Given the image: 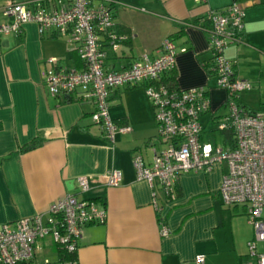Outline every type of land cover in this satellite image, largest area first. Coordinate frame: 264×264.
<instances>
[{
	"label": "crops",
	"instance_id": "crops-1",
	"mask_svg": "<svg viewBox=\"0 0 264 264\" xmlns=\"http://www.w3.org/2000/svg\"><path fill=\"white\" fill-rule=\"evenodd\" d=\"M36 1L41 0H0V25L13 21L2 12L8 3L31 7ZM100 1L112 9L116 30L127 34L116 52L107 51L106 67L120 69L143 53L154 56L161 41L171 37L177 49L178 87H204L208 92L210 109L201 117L205 128L211 115L226 112V92L203 66L212 58L207 31L187 22L205 16L208 10L221 11L237 4L244 12L241 41L230 43L223 55L233 61L238 78L253 83L264 74V0L93 3ZM45 6L49 9L51 5ZM77 56L66 37L53 30L39 34L35 22L25 23L19 34L0 33V228L35 213L45 217L52 201L72 193L94 199L104 209L105 221L83 226L74 259L59 256L54 243L44 244L38 258L55 263L69 259L74 264H199L195 257L202 255L200 264H258L248 249L254 227L245 205H226L219 193L225 163L209 172L180 174L169 195L157 188V205L152 186L136 178L134 157L140 156L148 165L154 149L164 146L157 139L154 109L141 86H122L111 92L110 117L131 128L127 133L116 132L112 143L92 121L91 101L77 94L68 100L47 93L42 73L52 67L50 60L80 68ZM252 83L239 94V103L258 111L264 109V102ZM250 95L259 100L252 101ZM257 101L259 107H255ZM32 141L36 147L24 150ZM110 168L122 172L120 185L105 183L104 174ZM79 176L89 178L91 188L85 193L78 192ZM162 226L168 234H161ZM258 244L257 252H261Z\"/></svg>",
	"mask_w": 264,
	"mask_h": 264
},
{
	"label": "built area",
	"instance_id": "built-area-1",
	"mask_svg": "<svg viewBox=\"0 0 264 264\" xmlns=\"http://www.w3.org/2000/svg\"><path fill=\"white\" fill-rule=\"evenodd\" d=\"M205 3L207 0H195ZM46 4L51 5L47 9ZM3 14L11 16V23L0 25L2 34H19L27 22H35L39 34L53 30L74 46L82 62L80 68H69L51 59L52 67L45 70L44 85L52 96L77 94L91 101L94 110L91 119L98 124L109 142L116 132L131 131L128 124H118L109 115V98L118 87L141 86L150 101L157 122L158 140L165 146L154 149L147 165L140 156L133 159L136 178L152 186L153 203L157 205V188L166 195L173 193L180 174L209 172L225 163L219 193L226 205L243 204L254 236L248 242L257 263L264 264V251L257 252V243L264 242V109L249 111L239 103V94L251 88L247 79L238 78L233 61L225 58L224 49L234 41H241L244 12L235 3L223 10H208L210 23L208 50L212 54L207 74L226 92L223 115H213L217 131H233L234 145L221 135V140L208 139L201 117L210 109L208 92L204 87L171 88L162 77L175 66L176 46L170 37L164 38L154 56L141 54L125 67L109 69L107 51L116 52L127 39V34L115 28L112 9L93 0H41L28 4L8 3ZM209 71V72H208ZM108 186L122 182V172L110 168L104 174ZM154 187V188H153ZM91 188L89 178L79 176L77 189L85 193ZM157 208V206H156ZM105 221V211L90 198H78L68 193L52 201L46 216L35 213L0 228V264H74L73 260L50 261L38 258L44 244L54 243L62 252L71 254L77 249V239L84 225ZM161 234H168L166 226ZM203 263L202 255L195 257Z\"/></svg>",
	"mask_w": 264,
	"mask_h": 264
},
{
	"label": "trees",
	"instance_id": "trees-1",
	"mask_svg": "<svg viewBox=\"0 0 264 264\" xmlns=\"http://www.w3.org/2000/svg\"><path fill=\"white\" fill-rule=\"evenodd\" d=\"M202 22H205V25L202 24ZM191 25H195V26H198L199 28L205 30V31H208L209 27H210V23L207 21L206 19V16H201V17H198L192 21H189L187 22ZM209 23V24H208ZM181 28H183V26H181ZM178 33H176L175 35H178ZM171 38V37H170ZM172 39V38H171ZM78 57V56H77ZM209 62L208 63H203V66L208 69V66H209ZM209 72V71H208ZM209 74L211 75V73L209 72ZM209 75V76H210ZM162 79L167 82L171 88H176L178 87L177 85V82H176V73L174 72V67L169 70L168 72H166V75H164L162 77ZM135 87H139V86H134V87H127V88H135ZM65 97L68 98V100H73V96L72 94H69V95H65ZM82 100V98H79ZM213 115H211L210 117V121L212 122V119H213ZM118 124H120V122H117ZM122 124H125V123H122ZM208 132V139L209 140H212V141H215L216 137H218V134L222 135L225 140L227 142H229L231 145H234V137H233V131L231 129H228L226 131H217L215 127H212ZM36 147V144L34 141L30 142L29 144L25 145L24 146V150L25 149H32ZM96 199V198H95ZM97 199H101V198H97ZM56 249L59 251L58 254L59 256H63V257H67L69 259H74L75 257V252L71 253V254H66L65 252L63 253L61 249H59V247H56Z\"/></svg>",
	"mask_w": 264,
	"mask_h": 264
},
{
	"label": "rangeland",
	"instance_id": "rangeland-1",
	"mask_svg": "<svg viewBox=\"0 0 264 264\" xmlns=\"http://www.w3.org/2000/svg\"><path fill=\"white\" fill-rule=\"evenodd\" d=\"M232 4V3H231ZM230 4V5H231ZM252 83V82H251ZM252 87L254 88V89H256L257 91H258V93H260L261 94V103L262 102H264V74H261L260 76H256L255 77V79H254V82L252 83ZM144 89V88H143ZM244 92V91H243ZM256 96V97H255ZM250 98L252 99V101H254L255 102V100H259V96H257V95H254V96H252L251 97V95H250ZM257 103H258V105H256L255 107H259V105H260V102H258L257 101ZM258 110H260V109H258ZM100 127V126H99ZM213 127V123L212 122H210V123H208L207 124V127L205 128L206 130H209L210 128H212ZM154 138V141L155 140H157L158 139V137H157V139H156V136L155 137H153ZM218 140H221V135L220 134H218ZM164 145V144H163ZM165 146V145H164ZM164 146H163V148H164ZM258 250L259 251H264V242H259V244H258ZM50 256H54V255H50Z\"/></svg>",
	"mask_w": 264,
	"mask_h": 264
},
{
	"label": "water",
	"instance_id": "water-1",
	"mask_svg": "<svg viewBox=\"0 0 264 264\" xmlns=\"http://www.w3.org/2000/svg\"><path fill=\"white\" fill-rule=\"evenodd\" d=\"M70 189V188H69Z\"/></svg>",
	"mask_w": 264,
	"mask_h": 264
}]
</instances>
